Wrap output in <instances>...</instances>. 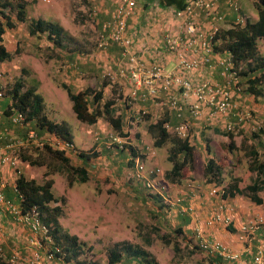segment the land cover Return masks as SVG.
<instances>
[{"label": "rangeland", "instance_id": "obj_1", "mask_svg": "<svg viewBox=\"0 0 264 264\" xmlns=\"http://www.w3.org/2000/svg\"><path fill=\"white\" fill-rule=\"evenodd\" d=\"M54 1H58V5L60 3L66 9L73 7L76 10L79 5L78 0H27L25 10L28 19L21 23L17 22V26L12 31L6 27L5 30L10 32L8 35L7 33L4 35L6 48L12 49L15 40L28 46L32 42L38 43L39 40L44 39L43 36L40 37L38 35L28 36L26 38L27 42H25L24 34L27 35L26 24L36 11L46 13L48 9H51ZM79 10L82 12L81 9ZM82 14L83 16H77V13H75L76 17L73 19L70 14L67 18L69 25L73 28V31L76 30V38L88 41L87 43H91V45L95 44L98 34L96 23L84 10ZM10 16L14 19L13 11L10 12ZM89 30L93 31V34L91 32L92 35L89 34ZM138 33L139 30L137 29L136 35ZM74 36L69 39L70 42L75 40ZM76 40L78 41V39ZM45 42H47L46 39L43 42H39L42 44L39 47L35 46L32 48V50H35V55L31 59L38 61L39 66L35 65V68H33V64L30 62L31 69L25 66L29 70L26 73L28 76L24 79L21 78L22 83L23 80L26 83V85L22 86L23 88L34 85L39 91V88L42 87V92L49 94L51 99L53 98L52 100L49 97L42 99V111L46 112L52 120L65 119L68 121L74 134H76L77 128L82 130L89 141L84 139L82 141L84 143L81 145L83 148H80V146L78 148L85 152H91L88 147H95L97 144H92V142L102 141L104 136V140L108 138L106 140L107 145H109L110 136L115 134L121 142L123 140L128 141L124 143L123 147L112 143L115 148L105 149L103 147V149H96V154L104 158L101 162H104L103 165L107 166L102 169L103 171L95 170L94 172H89L85 181L77 180L76 175L73 173L70 175L71 169L69 165H74L72 152H68L70 160L68 164L64 165L58 158L50 155L44 149H39L42 143L46 142L47 144L48 140H45L46 137H41L38 134L41 137L39 138V141L42 142L41 144L29 143L27 145L32 146H24L21 149L23 153L28 154L31 158L45 163L44 167V165H40L42 163L29 164L25 162L26 168L32 171L29 174L28 172L25 173L26 175L31 176L30 174L33 173L35 179L39 180L43 170L48 171L47 177L50 176L49 173H52L53 176H50L53 179L52 191L58 197V203L62 209L60 214L62 215L60 217L61 222L58 219L59 224L61 228L77 235L79 240L81 239L82 251L78 254L77 259L83 260L86 264H89L90 261H95L96 264H110L108 262L109 249L118 242H131L142 245L143 248L151 253V264H210L207 257L210 253L197 245V239L192 233L195 222H199L198 215H196V219L191 220L192 223L189 222L191 224L189 226L185 222H178L176 213L181 210V206L185 205L182 198L183 194H185L183 190L186 191L189 186L192 187L191 195H196L195 201L199 200L200 205L204 206L210 201L211 197L222 199V196L218 194H210L213 187H217V192L221 193L222 188L234 177H237L240 179L239 186L244 192L237 194L238 200L236 201L233 198L231 199V197L223 200L234 206L240 203L243 204L245 201L247 203L252 201L247 192H245L246 185L251 182L254 176L253 172L249 171L251 160L247 154V149L250 146H254L257 149H263L264 147L263 95L247 93V81L241 75L242 89L249 94L248 98H246V95H244V98L242 97L241 103L249 110L250 117L240 128L231 131L237 137L232 140L234 143L230 146H227V141H224L222 130H211L208 125L195 123L198 121L197 119L187 118L189 127L186 136L191 134L190 139L194 141L192 162L187 161L181 168L180 175L172 179L165 174L171 164L166 158L170 142L167 141L160 147H155L152 144L151 136L145 129V124L141 123V126H135L128 122L131 127L133 126L134 130L131 129V133L129 130V134L121 136L109 124H106L105 119L102 117H97L95 122L88 124L72 116L73 111L71 108L67 112V103H70V101L65 97V86L73 92L77 91L78 88L74 83H68L64 80L58 68V66H61L58 63L59 58H57L58 49H54V45L50 41L48 44H51V47L50 45L46 46ZM78 43L80 42L78 41ZM132 44L133 50L137 52L140 50L139 45H145L142 40L136 41L135 38L132 40ZM256 45L258 52L264 53V42L261 38L256 39ZM9 60L8 62L10 63L13 61L11 58ZM40 63L43 66V73ZM16 72L19 73L17 68L10 70V72L0 71V84L4 95L9 93L8 89L18 75ZM84 77L86 78V76ZM80 81L88 84L89 78H82ZM26 126L35 129V126H28V124ZM97 135L100 137L96 140L95 136ZM73 143L76 146L77 141L74 139ZM205 143L208 144L210 152L205 149ZM130 147L137 150L138 154L141 155L144 165L143 176L154 182L153 186L145 184L141 180L143 178L137 179L132 175L133 164H127L126 160L124 161V153L121 151H127ZM210 155L220 169V182L207 181L204 176L203 166L206 158ZM87 162L89 160H86ZM67 174L72 178L70 185L67 184ZM158 190H162L163 195ZM80 197L85 199L82 200ZM178 197H181V199L177 200ZM181 212L185 213L186 211L181 210ZM181 219L183 220V218ZM179 224L183 225L182 235L176 233ZM26 231L27 229L22 225L17 224V226L13 227L11 223H2L0 221V234L2 233L0 242L1 244H6L8 248H13V243L19 241L20 250L23 249V252L27 254L31 245L28 244L29 236ZM163 233H166L167 236L170 234L171 240L165 241L162 239L161 234ZM147 235L149 236L148 241L145 240ZM175 242L181 246V249L177 252L174 250L173 244ZM219 262L221 263V261ZM0 264L6 263L0 262ZM113 264H127V260L122 258Z\"/></svg>", "mask_w": 264, "mask_h": 264}, {"label": "built area", "instance_id": "obj_2", "mask_svg": "<svg viewBox=\"0 0 264 264\" xmlns=\"http://www.w3.org/2000/svg\"><path fill=\"white\" fill-rule=\"evenodd\" d=\"M219 0H185L181 7H170V16L175 18L179 24L175 31L167 28L159 41V52L147 55L145 60L139 52L133 50L132 40L135 35L132 28L127 23V18L135 12V0H117L110 18L103 21L101 30L97 34V45L106 46L114 43L120 47V57L118 62L125 61L117 65L113 70L105 72L108 80L115 75L128 79L134 88L129 92V96H136L137 89L144 86L146 91L139 94V97L154 96L161 93L163 98L161 103L177 116H182L183 110L189 112L191 117L201 121L202 124L216 122L223 123L222 128L226 131H234L243 125L250 117V112L239 99L241 84L238 81L240 65H234L232 59L227 56L220 58L218 63L226 72L224 83L214 82L206 77L194 74V71L205 66L210 53L213 52L215 33L218 28L217 22H224L223 16L216 11ZM231 7L237 11L235 18L226 27L243 25L247 21V16L238 11L236 0H227ZM155 9L151 13H154ZM90 14V13H88ZM199 14V15H198ZM210 16L208 27H199L195 17ZM200 48L197 49L194 45ZM170 54L171 63L165 62V57ZM1 74V73H0ZM136 85V86H135ZM4 91L0 84V99ZM138 119V117H137ZM8 121L12 125L25 128L24 135L13 136L9 129L0 130V211L11 216L13 223L22 225L27 229L29 236L30 251L26 253L20 250L19 241H15L13 248H10L9 255L5 253L0 242V262L6 264H78L77 258L67 257V252L60 243H55L48 233L47 223L38 215V209L31 206L26 211H21L17 203L6 199L2 192L5 186L4 169H15L19 162L21 149L29 143L41 144L38 140L37 131L32 127H27L25 113L16 106L11 105L8 111ZM189 127V120L181 118L180 122L172 126L171 131L184 137ZM221 127V126H220ZM47 144L52 148L62 149L67 152L77 153L78 149L72 141H68L59 136L50 134ZM123 136V135H121ZM127 140H121L115 134L110 136L109 143L123 147ZM143 162L140 155L134 157V176L143 178L144 183L153 186L147 177L143 176ZM188 190L183 191L182 198L191 196ZM217 189L213 187L210 194L213 195ZM178 197L177 200H180ZM194 206L188 203L182 210L192 212ZM234 207L226 201H219L215 204L211 213L204 218V225L211 227L222 223L225 225L233 221ZM193 236L197 239V245L210 253L218 255L221 259L238 260L240 254L231 251L225 243L216 237H211L198 221L193 227ZM264 230V216L257 215L240 223L238 227V238L243 242H253L258 237V231ZM2 233L0 234V236ZM27 248V247H26ZM252 264H264V236L257 243L256 252L253 255Z\"/></svg>", "mask_w": 264, "mask_h": 264}, {"label": "crops", "instance_id": "obj_3", "mask_svg": "<svg viewBox=\"0 0 264 264\" xmlns=\"http://www.w3.org/2000/svg\"><path fill=\"white\" fill-rule=\"evenodd\" d=\"M27 0H25L26 3ZM66 2V1H65ZM79 5L76 7V10L72 8H65L63 5H58V1L53 2V6L51 9H48L46 13H39L36 11V13L30 17L32 18H42L46 20H51V21H56L62 28H63V40L61 41V44L58 46H54V49H58L57 51V58H59V62L61 66H58L59 72L61 75H63V78L66 82L68 83H74L76 87L78 88L77 90H82L85 87H100L102 88V97H112L113 98V106H114V113L115 114H120L121 120L124 121V125L122 126L123 130L129 131L133 129L131 126H127V123L130 122L131 124H134L135 126H141V123H147L150 121H155L157 118H160L162 116L167 117V121L164 123L166 128L171 131L172 126L180 122L181 118H191L189 112L186 110V108L182 112V116H177L175 115L172 111H169L164 104L161 103V99L163 98V95L161 93L157 94L154 96V99L149 97V96H144L139 97V94H142L146 91L144 86H140L137 89L136 96L131 97L128 95L129 92L131 91L132 88H134V84L130 82L128 79H125L123 76L120 75H115L113 79L108 80L105 76V72L109 70H113L117 67V65L122 64L125 59L122 58L121 62H118V58L120 57V47L114 43H109L106 46H99L96 43L92 44L87 43L85 40H82L80 38H76L77 32L76 30L73 31V28L69 25L68 22V16H70L72 19L76 17L75 13H77V16H83V10L88 13H90L89 16L94 19L95 25H96V30L98 32L101 30V25L103 21L107 20L110 18L111 12L114 8V6L117 4V0H78ZM238 4V11L240 13H243L247 16V20L253 21L257 17L256 9L253 6L252 0H236ZM135 12L130 15L127 18V23L128 25L132 28V31L135 35V40L139 41L142 40L145 45H139L140 50L139 54L144 57L145 60L147 59V55L149 52L151 53H157L159 52V41L160 38L163 36L165 30L169 28L171 31H175L178 28L179 22L170 16V13L168 12L170 7L172 6H162L160 4H157L156 1H143V0H135ZM38 7V6H37ZM25 8V5H24ZM81 9L82 12L79 10ZM155 9L154 13H151L152 10ZM216 11L220 13L223 16V21L217 22L218 28L217 30L221 28H226L224 23L231 22L236 14L237 11L234 10L231 5L228 3L227 0H219L216 5ZM80 14V15H78ZM199 15V14H198ZM197 15V16H198ZM13 19V18H12ZM28 19V16L26 15V10H25V20ZM29 19V20H30ZM28 20V21H29ZM195 20L198 22L199 27L206 29L208 27V21H211L212 18L210 16H198L195 17ZM27 21V22H28ZM17 22H22V21H17L15 20V25L13 27H9V29L12 31L15 26H17ZM27 26V25H26ZM241 26V25H240ZM6 29V28H5ZM137 29L139 30V33H137ZM216 30V33H217ZM27 32V28H26ZM90 35L93 34L92 30L88 31ZM92 32V34H91ZM7 35L10 33L8 30H4L3 33V40L2 42L4 43V35ZM79 33V32H78ZM215 33V34H216ZM46 31H41L39 33H36L34 35H30L27 32V35L24 34L25 36V42H27V37L28 36H35L38 35L40 37H44V39H41L38 41V43H31L30 45L26 46L24 43L21 44L18 40L14 41L13 48L8 49L10 53V58L13 60L11 63L8 62L10 61L9 59H6L5 61L2 60L0 64V71H9L18 69L19 73L22 75V79L26 78L28 75L29 70L25 68V66L30 67L29 65L30 62H32V67L35 68L38 65V61H34L31 58H34L35 55V50H32L33 47L37 46L39 47L42 45L39 42L47 40L45 42L46 46L51 44H48L49 39L46 38ZM74 36L75 40H72V42L69 41L70 38ZM216 38V36H215ZM40 39V38H39ZM80 43H78V41ZM221 39L218 37L215 39L214 45H213V52L210 53V56L208 57V61L205 66L201 65L199 69L194 71V74L200 77H206L211 81L214 82H219V83H224L226 79V72L223 70L222 66L218 63V60L223 57L229 56L232 59L231 54L229 53L228 50L224 48V46L221 43ZM50 43V42H49ZM24 46V47H23ZM45 46V47H46ZM138 46V45H137ZM22 47V48H21ZM195 48L192 49H197V52L200 51V48L194 45ZM89 49V51H88ZM32 50V51H31ZM86 50V51H83ZM64 56H67L64 58ZM172 57L170 54H168L165 57V62L167 64L171 63ZM50 60V59H49ZM233 61V59H232ZM234 65H240V69L238 74L240 75L238 77V81L241 84V63L235 64L233 61ZM41 64V63H40ZM41 71L43 73V66L41 64ZM32 68V69H33ZM22 71V73H21ZM32 71V70H31ZM30 71V73H31ZM29 73V74H30ZM17 75V76H18ZM4 76H10V75H4ZM24 76V77H23ZM86 76V78L84 77ZM104 77V78H103ZM82 78L88 79L89 78V83L87 82L82 83L80 81ZM38 81V80H36ZM102 82H104V85H102ZM23 85H26V83L23 80ZM136 86V85H135ZM26 87V86H25ZM27 87H34V85H29ZM39 88V85H38ZM35 91L40 93L42 96V99L44 98H50L49 94H44L42 92V87L39 88V91L34 87ZM246 91H243L242 86H241V91L239 93V99H243L246 95V98H248L249 92L245 93ZM8 94H5L1 99H0V130L3 129L4 127H8L11 135L13 136H18L22 134V126L18 125H13L10 126L8 123V111H7V106L10 101V96ZM127 95V96H126ZM126 96V99L129 101L126 103L124 101V97ZM67 99L69 100L67 94L65 95ZM243 97V98H242ZM51 99V98H50ZM53 99V98H52ZM51 99V100H52ZM50 100V102H51ZM70 101V100H69ZM68 104V109L67 112L70 110V104ZM43 114L48 117L46 112H43ZM72 116H74V113L72 112ZM138 117V119H137ZM50 118V117H48ZM194 118V117H192ZM196 119V118H194ZM61 120V119H60ZM65 120V119H64ZM188 120V119H187ZM56 121V119H54ZM59 121V120H58ZM68 122V121H67ZM106 124L107 121L105 120ZM137 122V123H136ZM197 124H200L201 121L195 122ZM26 124L28 126H32V122L28 121ZM69 124V122H68ZM89 124V123H88ZM129 124V123H128ZM204 125V124H203ZM211 127V130H222L224 131L222 126L223 123L218 124L216 122L208 123L205 124ZM221 126V127H220ZM142 128V127H141ZM71 129V128H70ZM77 131L76 134H73V138L77 141L76 148L79 149L78 147L82 145V142L84 139L88 140L87 136H84V132L80 129H76ZM134 130V129H133ZM45 130L39 131V134L41 136H46ZM51 136V135H49ZM98 137L100 136H95V139L97 140ZM105 137V136H104ZM103 137V138H104ZM191 134L187 136L190 144H193V141L190 139ZM102 138V141H93V143H97L95 148L97 149H109L106 144V140ZM74 139L72 142H74ZM89 141V140H88ZM100 144L99 146H97ZM32 145H27L25 147H30ZM80 150V149H79ZM124 153V161L127 160L129 157L128 151L126 150H121ZM73 157L72 159L74 160V165H82L84 169L86 170V173L89 174V172H94L95 170H101L107 165H103L101 162L104 160V158L101 155H96L92 156L86 159H83V157L77 156V153H72ZM101 157V158H100ZM70 159V157H69ZM86 160H89V162L86 163ZM28 163L25 160H21L18 162L17 166L15 169L12 168H5L4 169V178H5V192L8 193V198H11L14 200V195L10 194V186L12 184V180L16 176V173H27L28 174L32 171H29L26 168V163ZM100 162V163H99ZM40 165H44L45 163H42ZM28 174L26 176H28ZM31 176L28 177H33V173L30 174ZM49 175L52 177V173H49ZM262 192V193H260ZM259 194L262 196V203H256L254 201H251L249 203L244 202L243 204H239L234 206L235 211L233 213V221L228 224L227 226L222 223L215 224L211 227H206L204 225V218L205 216H208L209 213L212 212L215 204L220 201L218 197H211L210 201L202 206L199 203V200L195 201L196 195L193 197V201L189 199H185V204L187 203H193L192 205L195 206V213L193 214L194 216H190V212L186 211L185 213L181 212V210H178L176 213L178 222H185L187 226L191 225L189 222L192 223V219H196V215L199 217V225H201L204 229H206L207 233L211 237H216L222 240L225 245L234 252H238L240 254V258L238 260H231V259H221V264H252V254L257 248V243L260 240L261 237L264 236V230H259L258 237L253 241V242H243L238 238V227L241 222L248 220L250 218H253L257 215H263L264 216V190L260 191ZM235 195L233 200L237 199ZM229 198V197H227ZM80 199L84 200L85 198L80 197ZM225 199V198H224ZM85 203V202H84ZM183 208V207H182ZM62 215L58 216V219L60 220V217ZM183 218V220L181 219ZM0 221L2 223H11V226L15 227L17 224H12L13 220L10 217V215H7L6 212L0 211ZM61 222V220H60ZM183 226V225H182ZM72 233V232H70ZM81 240V239H80Z\"/></svg>", "mask_w": 264, "mask_h": 264}, {"label": "trees", "instance_id": "obj_4", "mask_svg": "<svg viewBox=\"0 0 264 264\" xmlns=\"http://www.w3.org/2000/svg\"><path fill=\"white\" fill-rule=\"evenodd\" d=\"M143 1L145 2L147 0ZM154 1L162 6L169 5L178 8L184 4L185 0ZM252 3L257 13L255 20H247L241 26L234 25L226 28L220 27L215 36L216 38L218 37L221 39L222 45L229 51L235 64H242L240 71L241 75L245 77L247 81L246 90L254 95H263L264 97V53H259L256 45L257 38H261L264 42V0H252ZM24 5L25 0H0V61L10 58V53L2 42L4 30L6 27H13L15 25V20H25ZM11 11L14 12V19L10 16ZM26 25L27 32L30 35H34L45 30L46 38L49 39L54 46H58L63 40V28L56 21L38 17L30 19ZM21 78V74L16 76L11 84V87L8 89L10 101L7 106V111H9V107L11 105L22 110L25 113V122L27 123L28 121H31V125L35 126L37 134H39V131L41 132V130H45V140H48V135L53 134L54 136H59L68 141H72L74 138L68 122L64 119L54 121L46 117L42 111L41 95L35 91L34 87L23 88ZM102 85H104V82H102ZM65 88L66 94L71 103V109L77 119L86 123H93L96 121L97 117H102L118 135L126 136L129 132H132V130L127 132L122 129L124 121L121 120L120 114L114 113V106L112 105L114 102L113 98H103L102 88L85 87L82 90L74 92L67 86H65ZM126 96L124 97V101L127 103L129 100L126 99ZM131 121L130 123H132ZM166 121L167 117L162 116L157 118L155 121L145 122L144 124L146 131L152 138V144L155 147H160L167 141L170 142L166 158L171 164L165 174L169 178L173 179L180 175V170L187 161L192 162L194 143L190 144L187 136L181 137L174 132L169 131L164 125ZM8 124L13 126L10 123ZM127 126L130 127L128 123ZM5 128L9 129L8 127ZM24 130L21 135H18V137H22L24 135ZM222 136L224 137V141H227V146L234 143L232 140L237 137L236 134L231 131L222 132ZM38 137L41 138L43 136ZM106 140H108V138H106ZM107 147L109 149L111 147L115 148L112 143H109ZM80 148L83 147L81 146ZM89 148L91 152L88 153L83 150H78L77 156L83 157V159L96 156L97 148L93 146L88 147V149ZM39 149H44L50 155L58 158L64 165L68 164L70 160V154L67 151L52 148L46 144V142L42 143ZM205 149L210 152V150H208L209 146L207 143H205ZM127 151L129 157L126 160V163L133 164L134 157L139 155V152L135 149L133 150L131 147ZM247 154L251 160L249 171L253 172L254 176L251 182L246 185L245 192H247V195L252 201L262 203L263 199L259 192L264 190V147L263 149H257L254 146H250L247 149ZM20 158L21 160L27 161L29 164L42 163L23 152H20L19 159ZM69 168L71 169L70 175H72V173L75 174L77 180H87L88 174L82 165H69ZM203 171L207 181H221L220 169L213 161L211 155L206 158ZM46 174H48V171L43 170L40 179L36 180L33 177L26 176L24 173H16V176L12 180L9 192L15 196L14 200L6 196L8 193L4 190L5 186H3L1 190L6 199L19 205L21 211L24 212L30 209L31 206L38 209V215L44 222L47 223L48 233L52 236L54 242L63 245V248L67 252V257L76 258L82 251V243L78 239L77 235L71 234L69 231L61 228L58 220V216L62 211L61 205L58 203V197L55 196L52 191L53 179L50 176L47 177ZM141 180L144 182V179ZM239 180V178L234 177L230 182H228L222 189V196L233 197L238 193H243L244 190L239 186ZM71 183L72 178H70L67 174V184L70 185ZM50 202H52V204H50ZM176 233L182 235L183 226L181 224L178 225ZM168 235L170 236V234ZM169 236H167L166 233L161 234V238L165 241L171 240ZM145 240H149L148 235L145 237ZM173 245L175 252L181 249L180 244L177 242ZM2 248L5 253L9 255L10 247L8 248L6 244H2ZM192 249L195 250L194 247H192ZM255 252L256 250L252 255H254ZM151 257V253L140 244L118 242L109 249L108 262L113 264L114 262H118L122 258H125L127 260V264H151ZM207 257L210 264H221L219 262L221 258L218 255L210 253ZM78 262V264H86L83 260H78ZM17 264L24 263L20 261V263ZM89 264L96 263L95 261H90Z\"/></svg>", "mask_w": 264, "mask_h": 264}, {"label": "clouds", "instance_id": "obj_5", "mask_svg": "<svg viewBox=\"0 0 264 264\" xmlns=\"http://www.w3.org/2000/svg\"><path fill=\"white\" fill-rule=\"evenodd\" d=\"M90 14H88V16H89ZM11 87V86H10ZM8 94V93H7ZM9 95V94H8ZM4 96V95H3ZM224 130V129H223ZM226 131V130H225ZM133 149V148H132ZM79 150V149H78ZM134 150V149H133ZM141 156V155H140ZM142 162H143V160H142ZM133 172H134V161H133ZM132 175H134V173H132ZM216 189H217V187H215ZM223 189V188H222ZM159 191V193L161 194V195H163V191L162 190H158ZM165 191V190H164ZM183 191H185V190H183ZM192 191L193 190H189V192H190V195L192 194ZM219 191V190H218ZM166 192V191H165ZM221 193H222V191H221ZM220 192L218 193V192H216L215 194H218V195H220V196H222V194H221ZM214 195V194H213ZM217 196V195H216ZM193 197H194V195H191V196H185V198H184V203H185V199H188V201H189V199L191 200V201H193ZM224 198H227V197H223L222 196V199H220V201L221 200H223ZM223 201H225V200H223ZM193 204V203H192ZM187 205H188V203H187ZM186 204L184 205V206H181V210L183 209L182 207H186L187 206ZM194 206V205H193ZM194 208H195V206H194ZM189 212V211H188ZM196 211H195V209H194V211H193V213L192 212H190L191 214H190V216L191 217H193V214L195 213ZM227 226V225H226ZM77 258V257H76ZM78 260V259H77ZM79 263V262H78Z\"/></svg>", "mask_w": 264, "mask_h": 264}]
</instances>
